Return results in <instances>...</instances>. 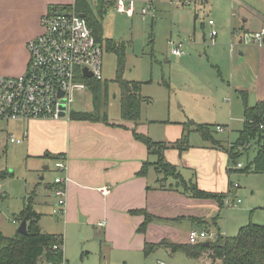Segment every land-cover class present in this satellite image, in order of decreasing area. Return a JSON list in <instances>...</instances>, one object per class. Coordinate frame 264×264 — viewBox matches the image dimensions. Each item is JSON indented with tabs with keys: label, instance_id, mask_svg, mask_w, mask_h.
<instances>
[{
	"label": "crops",
	"instance_id": "0c3cea01",
	"mask_svg": "<svg viewBox=\"0 0 264 264\" xmlns=\"http://www.w3.org/2000/svg\"><path fill=\"white\" fill-rule=\"evenodd\" d=\"M85 1L93 7L103 2L108 10L109 7L115 9L117 0ZM134 1L136 13H141L142 6L152 0ZM233 2L238 3V8L234 6L232 13L241 23L240 46L235 48V42L228 45L227 40L216 43L217 32L216 46L209 49L208 57L215 63L221 64L223 59L226 63L225 75L220 71L223 84L218 89L224 101L217 103L215 98L209 101L196 98L199 101L192 103L195 106L189 108L190 117H186L185 121L141 118L137 125L138 133L148 135L156 142L172 144L183 136V123L189 120L207 124L215 122L213 125L221 123L218 126L223 127L244 124L241 91L247 93L250 106L264 100V44L243 42L245 34L264 28V0ZM73 4L74 0H0V78L19 77L27 71L30 61L28 43L44 31L41 18L54 7H71ZM226 11H230L229 4ZM253 23L258 24L256 29H251ZM233 31H237L235 27ZM199 77L200 74L192 73L194 83L201 82ZM205 111L217 116L224 115L223 119L201 117ZM134 127V123L122 121L121 115L114 119L108 116V123L72 120L69 116L59 120L19 121L0 126L8 139L12 134L22 138L25 132L28 133L25 140L16 145L21 146L23 154L35 166L43 162L45 170H48L46 160H52L49 155L64 159L65 172L57 171L58 177L68 179L66 209L62 216H57L60 222L47 224L46 231L43 227L41 229L44 233L63 237L67 264L65 242L69 243L78 235L82 240L99 243L106 258L117 253L123 258L135 260L148 258L144 254L146 243H189L191 230L213 233L219 230L227 235L220 225V219L231 198L226 200L227 206L221 209L215 200L192 198L175 189L171 179L162 182L153 166L148 167L145 175H140L144 164L154 163L156 157L149 155L146 145L134 137ZM214 136L223 148L227 147L228 144L219 140L216 133ZM223 148L205 141L200 133L191 132L189 148L184 151L169 148L165 151V157L178 168L186 181H195L200 189L209 193L228 194L231 184L238 182L233 181L229 156ZM164 185L166 188L162 187ZM105 187L110 189L107 195L100 191ZM46 189L47 195L54 199L50 206L51 215H54L57 203L54 187L50 185ZM236 192L237 189L234 195ZM139 211H146L153 218L145 233L138 231L146 219L145 215L137 213ZM102 222L104 226L100 227ZM201 258H207L212 263L206 256Z\"/></svg>",
	"mask_w": 264,
	"mask_h": 264
},
{
	"label": "rangeland",
	"instance_id": "374dc122",
	"mask_svg": "<svg viewBox=\"0 0 264 264\" xmlns=\"http://www.w3.org/2000/svg\"><path fill=\"white\" fill-rule=\"evenodd\" d=\"M228 4L230 11H226ZM234 6L238 8V3L233 0H158L149 14L143 15L139 11L133 18H127L113 7L108 8L102 20L104 38L126 45L123 78L143 83L142 95L147 100L142 105V118L185 121L186 117H190L189 108L195 106L192 103L199 101L196 98L205 101L215 98L217 103L224 101L218 89L223 84L220 71L225 75L226 63L223 59L218 64L208 57L209 49L219 41L227 40L228 45L235 42V48L240 46L241 23L239 18L233 16ZM142 7L149 8L148 3ZM210 20L214 22V27L209 25ZM234 27L237 31H233ZM252 27L256 29L258 24L253 23ZM212 30L218 32L216 43L211 37ZM170 42L174 45H170ZM180 45L186 54L173 55L172 50ZM101 46L104 52L102 81L108 82L109 88L107 101L101 104L100 116L105 117L107 112L111 119L120 118V87L114 82L118 59L104 45ZM192 73L200 74V83H194ZM164 80L168 81L170 87L164 84ZM71 109L73 112L92 111L90 90L88 95H76ZM223 116L207 111L201 114V117L209 119H223ZM242 126L237 123L224 127L223 131H216V137L228 144L229 149L230 144L237 141ZM256 152L257 145L252 144L238 160L242 168L253 161ZM46 165L49 166L48 170H45L43 162L35 166L23 154L21 146L10 143L7 133L0 129V172H7L6 177L0 176V235L13 237L17 234L22 223L20 212L25 199L33 191L37 194L34 209L41 215V227L46 231L47 224L60 222L59 217L51 215L50 206L54 199L47 195L46 189L55 182L59 173L54 160H46ZM160 176L163 179V175ZM232 178L241 187L231 197V204L221 213L220 225L228 236L237 235L240 227L250 222L264 224V173L236 172ZM170 179L176 182V177ZM233 200H241V203L235 207ZM65 252L69 264H212L207 258L189 259L183 253L174 255L165 249L158 250L148 258L141 257V260L123 258L117 253L106 258L99 243L82 240L79 235L69 243L65 242Z\"/></svg>",
	"mask_w": 264,
	"mask_h": 264
},
{
	"label": "trees",
	"instance_id": "16d2710c",
	"mask_svg": "<svg viewBox=\"0 0 264 264\" xmlns=\"http://www.w3.org/2000/svg\"><path fill=\"white\" fill-rule=\"evenodd\" d=\"M76 10L79 14H84L87 24L96 38V41L104 45L107 51L113 52L118 59L117 76L114 80L120 87V104L121 119L125 122H132L136 127L132 129L134 137L146 145L149 155L156 157L154 163L147 162L144 164L140 175H145L149 166H153L159 175H163L162 182H167L170 178L176 177L175 189L181 190L182 193L196 199H212L219 203L220 208L227 206L226 200L234 195L235 189L230 186L228 194L209 193L199 188L195 181H186L179 173L178 168L169 163L165 157V151L169 148L184 151L189 148V135L191 132L200 133L203 139L210 142L213 146L221 147L222 143L218 141L214 134L217 125L201 124L189 120L184 125L183 136L172 144L156 142L150 136L137 132V125L142 118V105L147 100L142 95V82L128 81L123 78L125 67L126 45L124 42L114 41L104 38L102 20L107 13L103 2L97 7H93L88 1L82 0L76 4ZM90 93L93 97V110L72 112V120L88 122H107L108 115L100 116L101 104L107 101L108 82L102 79L90 78L87 80ZM164 84L169 86L168 81ZM244 102V124L243 128L238 131V139L231 143L230 148H223L230 160L231 173H264V100L259 101L256 105L248 104V96L244 91L240 92ZM252 144L257 145V152L253 161L247 166L237 168L239 158L251 148ZM52 160L61 159L62 156H48ZM63 159V158H62ZM0 176L6 177L7 172H0ZM54 187V185H51ZM166 188V186H162ZM172 188V187H171ZM36 192L33 191L25 199L24 208L20 212V220L27 221V234H17L13 237L0 235V264H39L53 263L61 264L64 256V239L61 235L44 233L39 224L41 215L34 209ZM137 213L145 215V221L140 225L138 231L145 233L148 225L152 222V216L146 211ZM214 239L201 241L196 244L192 243H173L161 241L160 243H146L144 254L149 257L152 253L166 249L172 254L183 253L189 259L198 260L201 257H208L212 264H264V224H249L241 227L235 236H227L220 232L216 233ZM60 245L59 250L54 246Z\"/></svg>",
	"mask_w": 264,
	"mask_h": 264
},
{
	"label": "built area",
	"instance_id": "2783aa9c",
	"mask_svg": "<svg viewBox=\"0 0 264 264\" xmlns=\"http://www.w3.org/2000/svg\"><path fill=\"white\" fill-rule=\"evenodd\" d=\"M82 0H74L71 7H54L41 18L43 33L30 40L28 50L30 61L27 71L19 77L0 78V126L19 121H32L54 119L59 120L61 113L69 117L73 112L71 109L76 95H88L89 86L85 70L93 74L92 78L102 79L103 69V48L92 34L87 21L82 14L76 10V4ZM148 3V7L142 8L143 15L149 14L154 2ZM239 1V0H233ZM136 2L134 0H117L115 9L118 13L127 18L134 17L136 13ZM155 18V16H154ZM214 27V22L209 21ZM217 31L212 30L211 37L215 41ZM243 42L255 45L264 44V28L247 33L243 36ZM170 45H174L170 42ZM233 48L234 45L231 44ZM175 56L185 55L181 45L172 50ZM63 92L64 95L60 96ZM64 117V118H65ZM264 128V125H261ZM217 131H223V126H217ZM28 133L25 132L22 138L15 135L9 137L10 143L21 144ZM238 164L237 168H242ZM55 168L64 173L66 164L64 159L55 160ZM67 181L68 179L59 176L54 182V192L57 200L53 214L62 216L67 205ZM240 187L239 183L233 184L234 189ZM103 194L110 193L105 187L100 190ZM235 207L241 203L232 201ZM231 204V201H228ZM99 226H104L100 223ZM216 233L207 230H191L189 243L196 244L201 241L214 239ZM60 245L54 249L59 250ZM39 264H53L42 263ZM61 264H67L63 258ZM162 264V263H160Z\"/></svg>",
	"mask_w": 264,
	"mask_h": 264
},
{
	"label": "water",
	"instance_id": "95a60500",
	"mask_svg": "<svg viewBox=\"0 0 264 264\" xmlns=\"http://www.w3.org/2000/svg\"><path fill=\"white\" fill-rule=\"evenodd\" d=\"M82 17H84L85 18V15L84 14H82ZM85 72V75L88 77V78H92V76H93V74L91 73V72H88L87 70H85L84 71ZM64 95V93L63 92H61L60 93V96H63ZM61 117H65V113L63 112V113H61ZM47 169H48V167H47ZM18 232L20 233V234H27V232H28V230H27V221L26 220H23L22 221V223H21V225H20V227H19V229H18Z\"/></svg>",
	"mask_w": 264,
	"mask_h": 264
}]
</instances>
